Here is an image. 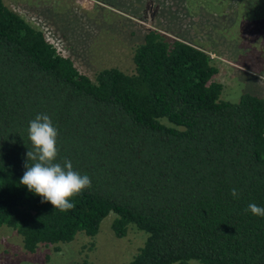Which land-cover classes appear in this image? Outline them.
Returning <instances> with one entry per match:
<instances>
[{
  "label": "trees",
  "instance_id": "trees-1",
  "mask_svg": "<svg viewBox=\"0 0 264 264\" xmlns=\"http://www.w3.org/2000/svg\"><path fill=\"white\" fill-rule=\"evenodd\" d=\"M227 1L254 14L264 6ZM133 63L132 74L107 68L93 80L0 0V231L34 253L95 238L114 215L117 238L147 235L126 264H264V217L247 211L264 207V99L223 100L211 55L158 29ZM38 114L59 130L57 161L92 181L67 212L20 184Z\"/></svg>",
  "mask_w": 264,
  "mask_h": 264
},
{
  "label": "rangeland",
  "instance_id": "rangeland-1",
  "mask_svg": "<svg viewBox=\"0 0 264 264\" xmlns=\"http://www.w3.org/2000/svg\"><path fill=\"white\" fill-rule=\"evenodd\" d=\"M121 9L99 0H5L11 10L43 31L60 54L95 80L103 69L132 74L133 54L150 29L202 48L218 70L222 99L232 103L249 93L264 99V6L248 13L223 0H121ZM107 217L95 238L78 234L68 244L24 249L22 237L3 226L0 264H126L147 235L130 229L119 239ZM192 264H200L193 262Z\"/></svg>",
  "mask_w": 264,
  "mask_h": 264
},
{
  "label": "clouds",
  "instance_id": "clouds-1",
  "mask_svg": "<svg viewBox=\"0 0 264 264\" xmlns=\"http://www.w3.org/2000/svg\"><path fill=\"white\" fill-rule=\"evenodd\" d=\"M29 140L33 147L26 153V171L20 179V184L30 192L50 202L60 212H67L76 207L73 198L92 186L91 178L74 170L73 163L65 159L57 161L59 156V130L47 114H38L29 122ZM31 161V163H29ZM238 198L237 189L231 192ZM255 216L264 217V207L250 203L247 207Z\"/></svg>",
  "mask_w": 264,
  "mask_h": 264
}]
</instances>
